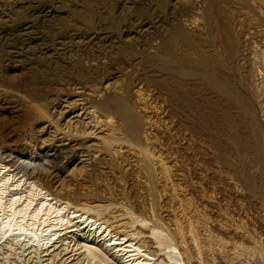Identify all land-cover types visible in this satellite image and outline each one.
I'll list each match as a JSON object with an SVG mask.
<instances>
[{
    "label": "rangeland",
    "instance_id": "rangeland-1",
    "mask_svg": "<svg viewBox=\"0 0 264 264\" xmlns=\"http://www.w3.org/2000/svg\"><path fill=\"white\" fill-rule=\"evenodd\" d=\"M215 2L0 0V164L24 178L5 194L47 178L113 232L0 239V264H136L115 232L146 264H264V0ZM178 29L228 41L233 102L167 56Z\"/></svg>",
    "mask_w": 264,
    "mask_h": 264
},
{
    "label": "bare ground",
    "instance_id": "bare-ground-1",
    "mask_svg": "<svg viewBox=\"0 0 264 264\" xmlns=\"http://www.w3.org/2000/svg\"><path fill=\"white\" fill-rule=\"evenodd\" d=\"M209 1H211V3H216L215 0ZM246 1L248 2L250 0ZM177 34L176 39H171V44L164 46V51L167 56L175 61H181L183 63V66L186 68L185 71L187 70L186 76L188 78L199 81V85L201 86H207L210 90L219 92L222 100L224 99L223 101L227 103L233 102L235 98L233 96L230 78L226 75L223 66H220L218 59L219 55L222 54L228 57L229 62H232L233 58L229 53L230 45L228 41L223 40L221 36L218 35L215 48H217L216 53L220 54L211 55L205 50L203 44L197 41L188 32L178 29ZM212 56H215V58L212 59ZM211 61H214V64H212ZM3 167L4 166L0 167V239L13 240L18 243L26 242L34 249L39 247L41 249L48 245V247H51L60 238L62 230L67 232L75 231L74 226H71L70 229L64 228L66 227L65 224L73 219H76V223L80 222L81 228L89 227V229L98 230L100 234L105 236H109L113 233L110 225H108V227L105 223L98 222L93 217L75 208H71L69 204L58 202L59 200L56 199L58 195L51 191L50 186H48L47 178L43 179L37 177L38 183L30 185L23 201L22 194L18 195V193H16L17 195L14 196L15 194L13 193L8 197L5 193L7 191L9 192V189L10 192L18 188L21 189L22 185H24V178L22 180L23 176L21 175L20 177L18 176L19 178L16 180H11L13 176L6 173ZM42 180L44 182H42ZM115 235L116 237L113 235L114 238L109 237L108 240L113 241L112 244L115 243L117 246H122L117 247L119 252H128L126 254L127 260H133L136 264H146V258H133V256L138 254L142 249H140V245L137 246L136 244H132L131 241L128 242L124 235H120L116 232ZM86 249L87 251H85L89 252L88 254H92L96 259L100 257L97 258L96 255L93 254L94 252H92L91 248Z\"/></svg>",
    "mask_w": 264,
    "mask_h": 264
}]
</instances>
